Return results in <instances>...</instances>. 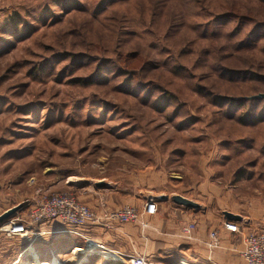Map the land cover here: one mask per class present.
I'll return each instance as SVG.
<instances>
[{"label": "rangeland", "instance_id": "1", "mask_svg": "<svg viewBox=\"0 0 264 264\" xmlns=\"http://www.w3.org/2000/svg\"><path fill=\"white\" fill-rule=\"evenodd\" d=\"M263 96L261 0H0V216L97 189L261 230ZM71 242L0 232V264Z\"/></svg>", "mask_w": 264, "mask_h": 264}, {"label": "crops", "instance_id": "2", "mask_svg": "<svg viewBox=\"0 0 264 264\" xmlns=\"http://www.w3.org/2000/svg\"><path fill=\"white\" fill-rule=\"evenodd\" d=\"M96 190L94 194L85 198L84 202L94 210L98 217H103L108 210L117 209L112 192L99 190L96 192ZM184 198L193 201L189 197ZM145 203H138L139 216L134 224L107 225L102 222V224L82 229L78 235L71 232L72 228L53 223L49 226L34 228L33 237L34 240L44 239V241L56 236L70 237L72 242L66 244L68 249L70 248L69 253L73 256L72 258L76 257L73 250L78 247L75 241L81 238L84 246L78 248L85 251L83 259L86 255L88 256V262L85 261V264L128 263L126 260L125 263L117 260L116 256H113L116 253L127 256L143 255L156 264H246L240 255L243 249L242 238L223 227V224L230 220L218 221L212 217V214L199 218L194 212L195 209L178 206L171 200L158 204L157 213L149 215L145 212ZM190 223L197 225L196 230L190 236H185L183 229ZM257 231H264V228ZM212 232L218 234L219 246L217 248L210 246ZM51 249L55 253L63 250L57 246L49 248ZM104 250L111 254L102 252V255H91V251ZM59 258L57 257V260Z\"/></svg>", "mask_w": 264, "mask_h": 264}, {"label": "built area", "instance_id": "3", "mask_svg": "<svg viewBox=\"0 0 264 264\" xmlns=\"http://www.w3.org/2000/svg\"><path fill=\"white\" fill-rule=\"evenodd\" d=\"M145 212L149 215L157 213V206L153 202L145 204ZM139 213L137 209L124 207L120 209L107 211L103 217H98L94 210L88 205L81 203L76 196L69 193H59L43 195L34 202L25 216H14L3 225L7 226L8 231L0 232L8 237H18L25 239L35 235L34 228L49 226L53 223L62 224L72 228L71 232L80 235L81 230L91 225L102 224H128L136 222ZM195 223H190L184 227L185 236H190L196 229ZM223 227L232 234L239 235L243 241V249L240 252L241 257L246 264H264V231L253 230L244 233L238 223L227 221ZM25 235V237H23ZM210 246L217 248L219 246L218 234H210ZM100 253L111 254L108 251H99ZM104 254V255H105ZM103 255V256H104ZM117 260L129 264H156L143 255L127 256L116 253ZM105 257V256H104Z\"/></svg>", "mask_w": 264, "mask_h": 264}, {"label": "bare ground", "instance_id": "4", "mask_svg": "<svg viewBox=\"0 0 264 264\" xmlns=\"http://www.w3.org/2000/svg\"><path fill=\"white\" fill-rule=\"evenodd\" d=\"M3 227L4 228L1 231H3V232L8 231L9 228H7V226H3ZM23 237H25V235H23ZM52 250L53 249H51V250L48 249V251H45L42 253V251H38L34 248H30L29 252H30V255L33 256V259H32V261H28L25 264H60V263H58L59 261L57 260V257H59V256L56 253L59 254V252H61V251H56V253H55ZM42 254H44L43 255L44 257L41 256ZM73 254H76L77 258L72 259L71 261L64 263V264H85V261L88 260L87 255L83 259V256L85 253L83 250H81L78 247H76V249L73 250ZM92 254L102 255V253H100L98 251H91V255ZM116 258H117V256H116ZM14 264H24V263L21 262V259H20L19 261H16ZM181 264H184V263H181Z\"/></svg>", "mask_w": 264, "mask_h": 264}, {"label": "water", "instance_id": "5", "mask_svg": "<svg viewBox=\"0 0 264 264\" xmlns=\"http://www.w3.org/2000/svg\"><path fill=\"white\" fill-rule=\"evenodd\" d=\"M264 98V96L262 97ZM98 187H103L104 184L103 183H99L97 184ZM172 201L173 203H175L176 205L178 206H183L187 209H195V210H198L200 208V206L191 201V200H188L182 196H174L172 198ZM19 210V207H16V208H13L11 210H8L7 212H5L3 215L0 216V225H2L3 223H5L7 220H9L17 211ZM226 218L230 221H240L241 220V217L237 216V215H234V214H227L226 215ZM61 264V263H60Z\"/></svg>", "mask_w": 264, "mask_h": 264}, {"label": "trees", "instance_id": "6", "mask_svg": "<svg viewBox=\"0 0 264 264\" xmlns=\"http://www.w3.org/2000/svg\"><path fill=\"white\" fill-rule=\"evenodd\" d=\"M264 3V0H261Z\"/></svg>", "mask_w": 264, "mask_h": 264}]
</instances>
